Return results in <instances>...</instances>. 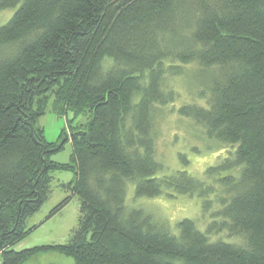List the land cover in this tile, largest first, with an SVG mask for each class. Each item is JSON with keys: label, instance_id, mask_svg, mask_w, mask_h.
I'll use <instances>...</instances> for the list:
<instances>
[{"label": "trees", "instance_id": "trees-1", "mask_svg": "<svg viewBox=\"0 0 264 264\" xmlns=\"http://www.w3.org/2000/svg\"><path fill=\"white\" fill-rule=\"evenodd\" d=\"M5 9L14 13L0 26L1 264L48 250L76 264H264V0H0ZM170 77L196 95L176 112L230 147L207 171L212 182L185 169L161 175L156 124L176 101ZM52 94L55 113H90L66 164L54 160L66 131L50 143L38 126ZM54 171L76 175L48 216L78 196L73 240L16 251ZM129 185L136 197L196 195L212 224L166 229L130 206Z\"/></svg>", "mask_w": 264, "mask_h": 264}, {"label": "rangeland", "instance_id": "rangeland-1", "mask_svg": "<svg viewBox=\"0 0 264 264\" xmlns=\"http://www.w3.org/2000/svg\"><path fill=\"white\" fill-rule=\"evenodd\" d=\"M13 13L14 9L3 10L0 13V26L5 25ZM187 82L191 83L189 80L186 81L185 77H170L165 81L167 88L173 90L176 95V101L174 106H166L162 116L157 119L156 157L164 169L161 175H169L185 169L197 179H208L212 182V179L207 177V171L221 163L230 147L206 141L193 121L176 112L177 107L195 102L196 95L192 93L194 86L190 87ZM54 104L55 97L52 94L48 110L39 118L38 126L44 131L45 139L50 143H58L63 130L66 131L65 137L69 142L63 152L54 156L57 163L66 164L70 162L73 154L72 132L86 129L90 113L85 111L77 115L69 111L59 115L53 111ZM52 176L50 197L41 210L27 220L26 227L29 234L14 247L16 251L67 245L73 240L80 218L81 200L78 196L73 197L70 203L54 217L48 220V216L69 195L62 184L74 182L76 175L72 171H54ZM174 194L165 192L155 197H136L134 187L129 185L127 199L130 206L142 209L154 222L166 229L176 231L181 221L190 219L201 231L206 232L213 221L212 213L203 211L201 201L196 195ZM216 237L218 238L219 235L212 236V238ZM26 264H76V262L62 252L48 250L39 253Z\"/></svg>", "mask_w": 264, "mask_h": 264}, {"label": "built area", "instance_id": "built-area-1", "mask_svg": "<svg viewBox=\"0 0 264 264\" xmlns=\"http://www.w3.org/2000/svg\"><path fill=\"white\" fill-rule=\"evenodd\" d=\"M1 258V257H0ZM0 264H1V259H0Z\"/></svg>", "mask_w": 264, "mask_h": 264}]
</instances>
